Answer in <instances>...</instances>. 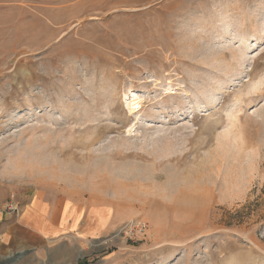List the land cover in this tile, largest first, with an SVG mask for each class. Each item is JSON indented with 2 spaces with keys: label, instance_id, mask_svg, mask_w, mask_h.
Listing matches in <instances>:
<instances>
[{
  "label": "rangeland",
  "instance_id": "obj_1",
  "mask_svg": "<svg viewBox=\"0 0 264 264\" xmlns=\"http://www.w3.org/2000/svg\"><path fill=\"white\" fill-rule=\"evenodd\" d=\"M35 194L108 230L0 264H264V0H0V206Z\"/></svg>",
  "mask_w": 264,
  "mask_h": 264
},
{
  "label": "crops",
  "instance_id": "obj_2",
  "mask_svg": "<svg viewBox=\"0 0 264 264\" xmlns=\"http://www.w3.org/2000/svg\"><path fill=\"white\" fill-rule=\"evenodd\" d=\"M4 206H0V260L27 251L48 253L65 263L82 241L108 230V221L99 220L91 205L73 200L51 201L35 194L17 211L7 212Z\"/></svg>",
  "mask_w": 264,
  "mask_h": 264
},
{
  "label": "built area",
  "instance_id": "obj_3",
  "mask_svg": "<svg viewBox=\"0 0 264 264\" xmlns=\"http://www.w3.org/2000/svg\"><path fill=\"white\" fill-rule=\"evenodd\" d=\"M8 210L11 212V211H15V210H17V208H16V206H14L13 204H10V205H8ZM139 229H140V231L142 232H144L145 231V229H146V225H144V224H139Z\"/></svg>",
  "mask_w": 264,
  "mask_h": 264
},
{
  "label": "bare ground",
  "instance_id": "obj_4",
  "mask_svg": "<svg viewBox=\"0 0 264 264\" xmlns=\"http://www.w3.org/2000/svg\"><path fill=\"white\" fill-rule=\"evenodd\" d=\"M134 105H135V108H136V107H137V108L140 107V106H139V105H140L139 102H136Z\"/></svg>",
  "mask_w": 264,
  "mask_h": 264
},
{
  "label": "water",
  "instance_id": "obj_5",
  "mask_svg": "<svg viewBox=\"0 0 264 264\" xmlns=\"http://www.w3.org/2000/svg\"><path fill=\"white\" fill-rule=\"evenodd\" d=\"M15 261V259H13Z\"/></svg>",
  "mask_w": 264,
  "mask_h": 264
}]
</instances>
